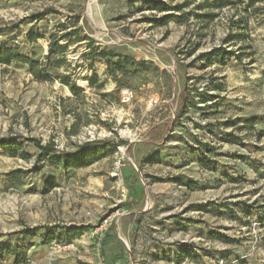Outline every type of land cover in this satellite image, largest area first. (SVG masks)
Wrapping results in <instances>:
<instances>
[{
	"label": "rangeland",
	"instance_id": "obj_1",
	"mask_svg": "<svg viewBox=\"0 0 264 264\" xmlns=\"http://www.w3.org/2000/svg\"><path fill=\"white\" fill-rule=\"evenodd\" d=\"M149 1L0 0V48L51 75L0 63V138L23 144L16 156L0 146V264H264V1ZM53 32L74 40L57 69ZM89 39L149 69L118 89L105 61L84 56ZM215 48L235 55L200 57ZM29 138L106 154L65 168Z\"/></svg>",
	"mask_w": 264,
	"mask_h": 264
},
{
	"label": "trees",
	"instance_id": "obj_2",
	"mask_svg": "<svg viewBox=\"0 0 264 264\" xmlns=\"http://www.w3.org/2000/svg\"><path fill=\"white\" fill-rule=\"evenodd\" d=\"M264 0H247L248 4L250 6H254L256 3L263 2ZM149 4L154 5V8L159 9H165L166 7H159L158 5L153 4V1H149ZM206 6L215 8V9H222L224 7L232 5L231 0H206ZM182 6L180 5L178 7H173V10L177 8L179 10ZM167 9V8H166ZM34 19L40 20L42 19L43 15H33ZM209 18H213L216 16L215 13H210L207 15ZM178 18L177 15H167L165 17L166 21L170 18ZM67 23L69 21L60 24L58 27L65 28L67 27ZM15 27H18V25H15ZM3 33V29H0V34ZM27 37L29 41H36L39 38H42L43 35L40 32H34L32 30H29L27 32ZM72 33H60V32H53L50 34L49 37V49L48 53L45 56L47 61H50V65L57 69L62 63L65 62V58L63 57L65 55V52L68 48V45L72 42L73 39H71ZM61 40L67 41L65 44L60 43ZM88 48L89 50L84 53V56L88 57L92 60L93 64L95 60L100 59L105 61L106 63V73L110 75V77L113 79V81L117 84L118 89L126 85L127 83L125 80H127L131 75H134L142 70L149 69V65H147L145 62H137L131 55H125L118 53L114 49L109 48H102V47H95L94 41L89 39ZM74 41V40H73ZM235 53L231 50H225L222 48H215L209 52L202 53L200 55L201 58H206L209 60V62L213 58H219L220 60H224L228 56H233ZM14 60L22 61L27 63L30 66L32 75L38 79V80H49L51 79V75L47 72V65H41L40 61L37 59H33L32 57H24L18 55L13 49L2 46L0 48V63H6L9 64ZM52 60V63H51ZM60 80L63 84H66L69 86L70 90L72 92H76L78 90L77 85L75 82L71 81V74L67 75H59ZM90 84L93 86L97 82V77H94L93 79H89ZM196 90V89H195ZM190 96V91H183L179 99H182L183 101H187V97ZM29 142H33L38 148H39V157L40 158H47V160L55 165H60L63 167H69L72 165H80V164H86L90 163L92 160H98L105 156L106 153H104V146L95 145V143L87 142L83 145H80L77 147V149L73 152H64L62 155H58L56 153L55 147L52 143H47L46 145H42L38 139L35 138H29L27 139ZM0 146L5 148L12 156H16L19 153V149H22L23 144L16 143L11 137L8 138H0ZM208 146V150L211 151L212 147L210 145ZM22 156H26V153H22ZM239 156V155H234ZM242 158H245V156H241ZM27 171L25 170H13L8 173H6L7 176H14L17 174H24ZM176 180L178 183L181 184V179L179 177H176ZM187 184H191V181H189ZM19 234H24L26 237H35L36 236V228H24L20 231H18ZM51 240V237L45 238V243L49 242ZM8 250L9 247H7ZM19 263V261H17Z\"/></svg>",
	"mask_w": 264,
	"mask_h": 264
},
{
	"label": "built area",
	"instance_id": "obj_3",
	"mask_svg": "<svg viewBox=\"0 0 264 264\" xmlns=\"http://www.w3.org/2000/svg\"><path fill=\"white\" fill-rule=\"evenodd\" d=\"M127 99H129V95H128V93H125V95H124ZM155 102L157 101L156 99L154 100ZM150 105H152V102H150Z\"/></svg>",
	"mask_w": 264,
	"mask_h": 264
},
{
	"label": "crops",
	"instance_id": "obj_4",
	"mask_svg": "<svg viewBox=\"0 0 264 264\" xmlns=\"http://www.w3.org/2000/svg\"><path fill=\"white\" fill-rule=\"evenodd\" d=\"M123 256V255H122Z\"/></svg>",
	"mask_w": 264,
	"mask_h": 264
}]
</instances>
